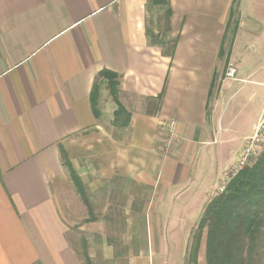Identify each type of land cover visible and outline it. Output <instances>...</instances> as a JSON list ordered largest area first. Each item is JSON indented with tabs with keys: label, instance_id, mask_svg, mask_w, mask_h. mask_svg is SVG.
Segmentation results:
<instances>
[{
	"label": "crops",
	"instance_id": "0c3cea01",
	"mask_svg": "<svg viewBox=\"0 0 264 264\" xmlns=\"http://www.w3.org/2000/svg\"><path fill=\"white\" fill-rule=\"evenodd\" d=\"M154 9L163 32L151 30ZM103 69L121 75L132 114L122 140L92 110ZM263 110L264 0H0V264H83L56 198L60 143L107 140L96 163L151 185L150 212L195 197L197 212Z\"/></svg>",
	"mask_w": 264,
	"mask_h": 264
},
{
	"label": "rangeland",
	"instance_id": "374dc122",
	"mask_svg": "<svg viewBox=\"0 0 264 264\" xmlns=\"http://www.w3.org/2000/svg\"><path fill=\"white\" fill-rule=\"evenodd\" d=\"M150 14L151 30L165 31L163 12L154 9ZM99 87L98 108L101 115L104 113V124L110 129L114 126L112 121L117 106L105 80L99 81ZM102 94L106 96L105 99L101 98ZM121 94L122 91L119 95L120 102L127 109ZM149 103L151 104L150 101ZM116 130L107 132V136L125 139L120 127ZM107 136L102 137L106 139ZM96 137L94 139L86 135L82 138L84 145L72 146L70 154L66 150L71 166L87 187L92 205L91 216L89 208L75 188L69 168L61 160V155L59 180L54 183L67 236L82 254L83 264H194L189 257V251L204 208L211 198L219 195L216 187L214 186L209 198H205L197 212H193L196 197L191 198L186 208L179 207L178 209L182 208L181 212L175 213V209H169L170 213L150 212L148 205L156 200L151 185L124 177L119 171H113L111 175L109 170L107 171L109 166L106 160L99 159L102 166L98 165L97 155L102 154L100 156L107 158L113 150L111 146L108 149L104 146L107 140L96 141ZM77 141L73 138L71 144ZM94 141L97 144L90 148ZM263 151L264 143L261 154ZM260 157L261 155L258 159ZM230 169L225 173L228 174ZM221 182L222 180L219 184ZM156 218L163 221L160 222L162 228L152 227L156 222H151L150 225L149 221ZM206 235L207 231L204 230L197 264H207ZM106 254H109V259L105 258ZM252 264H264V229L259 236Z\"/></svg>",
	"mask_w": 264,
	"mask_h": 264
},
{
	"label": "trees",
	"instance_id": "16d2710c",
	"mask_svg": "<svg viewBox=\"0 0 264 264\" xmlns=\"http://www.w3.org/2000/svg\"><path fill=\"white\" fill-rule=\"evenodd\" d=\"M157 3V0H152ZM169 17V14H168ZM121 75L109 69L99 72L91 91V106L96 117L100 97L99 81L105 80L115 102L112 124L128 127L131 121L129 112L120 102ZM160 103V101H159ZM61 160L69 168L75 188L83 203L89 208L91 200L86 185L70 164L68 153L59 144ZM264 229V151L252 166L239 171L228 183L226 190L215 196L206 205L199 219L189 257L198 263V254L204 230L206 235L207 264H252L259 236ZM85 253V252H84ZM87 258L88 256L84 254ZM89 260V258H88Z\"/></svg>",
	"mask_w": 264,
	"mask_h": 264
},
{
	"label": "built area",
	"instance_id": "2783aa9c",
	"mask_svg": "<svg viewBox=\"0 0 264 264\" xmlns=\"http://www.w3.org/2000/svg\"><path fill=\"white\" fill-rule=\"evenodd\" d=\"M238 72L237 66L233 62L227 64L225 70V78L233 80L236 78ZM175 132V123L169 122L166 125H162L160 129V135L170 140ZM264 143V110L259 118L255 132L252 136L248 137L242 151L237 156L236 164L229 170V173L225 175L220 184L215 185L217 194L223 193L228 183L232 178L241 170L248 166H252L261 155L262 145Z\"/></svg>",
	"mask_w": 264,
	"mask_h": 264
}]
</instances>
